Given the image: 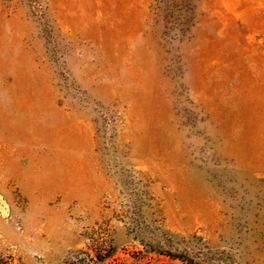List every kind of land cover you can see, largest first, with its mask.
<instances>
[{"label":"rangeland","instance_id":"rangeland-1","mask_svg":"<svg viewBox=\"0 0 264 264\" xmlns=\"http://www.w3.org/2000/svg\"><path fill=\"white\" fill-rule=\"evenodd\" d=\"M0 264H264V0H0Z\"/></svg>","mask_w":264,"mask_h":264}]
</instances>
